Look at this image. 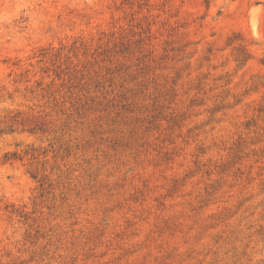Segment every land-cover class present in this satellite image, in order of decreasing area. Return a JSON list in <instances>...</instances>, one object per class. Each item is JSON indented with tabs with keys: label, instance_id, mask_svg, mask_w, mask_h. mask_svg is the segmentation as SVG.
<instances>
[{
	"label": "rangeland",
	"instance_id": "1",
	"mask_svg": "<svg viewBox=\"0 0 264 264\" xmlns=\"http://www.w3.org/2000/svg\"><path fill=\"white\" fill-rule=\"evenodd\" d=\"M0 264H264V0H0Z\"/></svg>",
	"mask_w": 264,
	"mask_h": 264
}]
</instances>
